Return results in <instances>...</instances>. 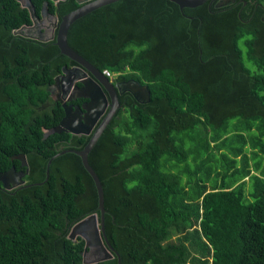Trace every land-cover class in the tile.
I'll return each instance as SVG.
<instances>
[{"label":"trees","instance_id":"obj_1","mask_svg":"<svg viewBox=\"0 0 264 264\" xmlns=\"http://www.w3.org/2000/svg\"><path fill=\"white\" fill-rule=\"evenodd\" d=\"M42 1L30 0L36 14ZM47 4L57 22L78 5ZM30 23L20 0H0V171H24L21 186L0 181V264H116V253L85 262L84 240L67 236L99 213L79 155L54 156L44 180L47 159L90 132L48 131L63 114L48 87L75 62L53 37L25 35ZM66 40L149 91L117 93L87 153L119 264H264V0H115L72 21Z\"/></svg>","mask_w":264,"mask_h":264},{"label":"water","instance_id":"obj_2","mask_svg":"<svg viewBox=\"0 0 264 264\" xmlns=\"http://www.w3.org/2000/svg\"><path fill=\"white\" fill-rule=\"evenodd\" d=\"M76 1L80 3L82 0ZM112 1L115 0H89L81 3L73 9L60 15V18L55 24L54 29L51 30L49 38H54V43L57 45L59 52L66 55L75 62V64L71 66H62L60 74L56 75L54 79L61 77L64 80V83H62V87L64 86V89L68 90L70 87H72L70 91H75V96L83 97L85 99L81 105V109L83 110L82 113L81 111L73 109L69 104H66L62 101L63 115L59 119L58 123L52 126L49 131L64 130L75 134H88L90 132V135L86 143L80 149L66 148L52 154L47 159L45 164L44 180L47 177L50 160L54 156L65 151H73L79 155L84 168L87 170L94 182L97 194V209L99 210V213L97 214L96 212H91L78 219L71 225L67 236L69 238H73L75 235V229H77V227L80 229L84 228L86 226V222H90V226H86L84 229L87 231L88 237H91L90 240H92L95 245L93 252L94 257L92 259L86 260L85 262L110 258L112 257L113 253H116V264H119V256L109 244L104 234L103 191L97 174L87 161V153L111 116L114 114L116 108L119 106L117 93L128 91L135 100L146 101L149 98V91L146 85L141 84L132 78L123 82H118L115 84L112 83L110 78L104 75L101 70H99L82 55L71 48L66 40L67 30L72 21L90 10ZM170 1L176 3L179 8H182L193 7L203 3L206 0ZM44 4L46 5V2H43V7ZM24 6L28 10L31 23H34L36 19H39L42 13L41 11L39 14L35 13L30 0H26ZM54 17L56 18V15H54ZM47 39L48 38H44V40ZM76 80H78L80 83L79 85L73 84V82ZM64 89L61 90L63 93L60 98L65 96L66 92ZM69 98V96L66 97V99ZM93 126L94 128L92 129ZM17 156L20 158V164H26L25 157L22 153L18 154ZM23 172L24 171L22 170H15L13 166H10L7 170L0 171V181L2 186L5 188H10L11 186L17 184H20V186L23 185V179L21 178ZM37 183H41V181ZM81 237H85L87 239V236L83 233L81 234ZM86 239H84V247H86V245L89 243ZM85 251L86 250L84 249L83 255Z\"/></svg>","mask_w":264,"mask_h":264},{"label":"flooded vegetation","instance_id":"obj_3","mask_svg":"<svg viewBox=\"0 0 264 264\" xmlns=\"http://www.w3.org/2000/svg\"><path fill=\"white\" fill-rule=\"evenodd\" d=\"M50 1L54 5H58L59 2H61L62 0H50ZM74 1L76 3H78V5H79V4L84 3L86 1H89V0H82L80 3L77 2L76 0H74ZM206 1H207V7H208V6H210L211 3L213 6H217V5L222 6V5L232 4L235 0H206ZM43 2H46V5L44 4V7L42 6ZM40 11L42 13V16L40 15L41 17H39V19H36L34 21V23H30L29 25H25V30H27V31L24 34L27 36H31V37H38L39 39L49 38V35L42 37V34H45V33H43L45 31H51L52 29H54V26L57 23V15L48 11L47 0H43L41 2ZM43 13L46 15H43ZM54 15H56V18L54 17ZM41 31H43V32L41 33ZM60 72H61V69L56 75H59ZM56 75H54V77ZM54 77H53L51 84L48 87L49 95L51 98V103L58 102L60 104V106L62 107V101H63L66 104H69L73 109H77V110L81 111V113H82L83 110L81 109V105L84 102L85 98L75 96L76 95L75 91H73V92L70 91V89L72 87H70L68 90L64 89V86L62 87V83H64V80L61 77H57L56 79H54ZM109 78H110L111 82L114 84L118 83V82H123L127 79H131V78H126V79L116 78L115 76H113V77L111 76ZM73 84L79 85L80 83L78 82V80H76L73 82ZM62 89H64V91L66 93H65L64 97L60 98L62 96V93H63V92H61ZM120 93H122V92H120ZM67 96H69L70 98L66 99ZM107 99H108V97H107ZM48 103H49L48 101H45L42 104V106H48ZM62 112H63V108H62ZM94 126L92 127V129L94 128ZM92 129H91V131H92ZM48 131H49V129H48ZM18 170H21V169H18Z\"/></svg>","mask_w":264,"mask_h":264},{"label":"rangeland","instance_id":"obj_4","mask_svg":"<svg viewBox=\"0 0 264 264\" xmlns=\"http://www.w3.org/2000/svg\"><path fill=\"white\" fill-rule=\"evenodd\" d=\"M25 1L26 0H20V2L24 5L25 4ZM43 15H46V14H44L43 13ZM41 16H42V14H41ZM40 16V17H41ZM50 33H49V36H50V34H51V31H49ZM32 33V32H31ZM45 37V36H48V33H46L45 32V34H42V37ZM111 75H114V73L113 74H111ZM86 226H90V222H86ZM86 226L84 227V228H86ZM71 227V226H70ZM84 228H79V227H77V229H75V235H74V237L72 238V239H74L76 236H79V237H81V234L83 233V234H85L86 236H87V239L85 238V237H81L83 240L84 239H86L89 243L86 245V247H87V250L85 251V253H84V255H83V259L84 260H89V259H92L93 257H94V254H93V252H94V247H95V245H94V243L92 242V240H90L91 239V237H88V233H87V231L84 229ZM70 229V228H69Z\"/></svg>","mask_w":264,"mask_h":264},{"label":"built area","instance_id":"obj_5","mask_svg":"<svg viewBox=\"0 0 264 264\" xmlns=\"http://www.w3.org/2000/svg\"><path fill=\"white\" fill-rule=\"evenodd\" d=\"M101 72L104 74V75H106L107 77H111L112 75V73H109L106 69H103V70H101Z\"/></svg>","mask_w":264,"mask_h":264},{"label":"crops","instance_id":"obj_6","mask_svg":"<svg viewBox=\"0 0 264 264\" xmlns=\"http://www.w3.org/2000/svg\"><path fill=\"white\" fill-rule=\"evenodd\" d=\"M42 32H43V31H41V33H42ZM45 32L48 33V35H49V33H50L49 31H45ZM45 32H43V33H45Z\"/></svg>","mask_w":264,"mask_h":264}]
</instances>
